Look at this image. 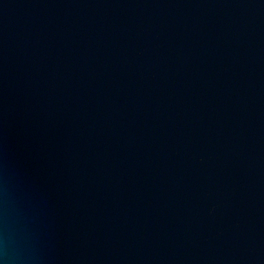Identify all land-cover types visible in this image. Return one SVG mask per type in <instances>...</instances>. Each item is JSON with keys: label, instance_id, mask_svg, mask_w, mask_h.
<instances>
[{"label": "water", "instance_id": "obj_1", "mask_svg": "<svg viewBox=\"0 0 264 264\" xmlns=\"http://www.w3.org/2000/svg\"><path fill=\"white\" fill-rule=\"evenodd\" d=\"M0 264H264V0H0Z\"/></svg>", "mask_w": 264, "mask_h": 264}]
</instances>
